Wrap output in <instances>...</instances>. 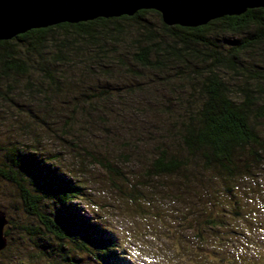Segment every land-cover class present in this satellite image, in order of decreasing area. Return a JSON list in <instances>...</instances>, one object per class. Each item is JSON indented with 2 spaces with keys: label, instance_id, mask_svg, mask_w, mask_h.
Returning a JSON list of instances; mask_svg holds the SVG:
<instances>
[{
  "label": "trees",
  "instance_id": "16d2710c",
  "mask_svg": "<svg viewBox=\"0 0 264 264\" xmlns=\"http://www.w3.org/2000/svg\"><path fill=\"white\" fill-rule=\"evenodd\" d=\"M0 132V180L38 222L26 230L39 253L125 264L107 225L80 219L75 174H120L98 154H132L145 178L211 173L233 198L264 155V9L197 28L141 10L0 41Z\"/></svg>",
  "mask_w": 264,
  "mask_h": 264
},
{
  "label": "rangeland",
  "instance_id": "374dc122",
  "mask_svg": "<svg viewBox=\"0 0 264 264\" xmlns=\"http://www.w3.org/2000/svg\"><path fill=\"white\" fill-rule=\"evenodd\" d=\"M112 154H98V158L106 155L105 163L120 174L95 165L75 174L86 193L77 209L80 219L101 220L114 233L125 264H264V155L259 163L251 164L255 170L251 178L233 180L234 197L229 198L220 177L211 173H196L188 182L179 183L162 177L161 183L143 177L140 166L146 164L136 162L132 154L130 160L113 159ZM58 165L63 166L62 162ZM0 212L7 220L0 264H61L58 257H48L49 249L39 253L35 248L36 239L26 229L39 224L23 212L13 186L2 180ZM75 259L70 264H95L79 254Z\"/></svg>",
  "mask_w": 264,
  "mask_h": 264
},
{
  "label": "water",
  "instance_id": "95a60500",
  "mask_svg": "<svg viewBox=\"0 0 264 264\" xmlns=\"http://www.w3.org/2000/svg\"><path fill=\"white\" fill-rule=\"evenodd\" d=\"M257 8L264 9V0H0V41L30 30L133 16L141 10L156 11L168 27L197 28ZM6 225L0 212V252L6 246Z\"/></svg>",
  "mask_w": 264,
  "mask_h": 264
}]
</instances>
